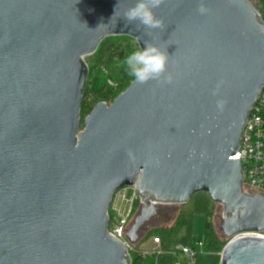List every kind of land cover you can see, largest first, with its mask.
Returning a JSON list of instances; mask_svg holds the SVG:
<instances>
[{"label":"water","instance_id":"1","mask_svg":"<svg viewBox=\"0 0 264 264\" xmlns=\"http://www.w3.org/2000/svg\"><path fill=\"white\" fill-rule=\"evenodd\" d=\"M136 0H0V264H132L109 231L137 185V244L162 205L223 206L221 264H264V194L233 159L264 87V20L250 0H164L162 29L124 18ZM203 2L208 11H197ZM111 36L166 49L170 84L130 83L82 127L86 57ZM219 101H225L218 107Z\"/></svg>","mask_w":264,"mask_h":264},{"label":"built area","instance_id":"2","mask_svg":"<svg viewBox=\"0 0 264 264\" xmlns=\"http://www.w3.org/2000/svg\"><path fill=\"white\" fill-rule=\"evenodd\" d=\"M110 84L113 85L111 81ZM232 158L241 161L244 175V191L251 194H264V87L246 122L240 142V148L238 149L237 154ZM130 190L131 195H129ZM138 201L141 203L137 185L125 187L115 194L109 209V226L111 223H114V227L112 229L109 227V231L126 245L131 258L132 255L135 254L143 259L161 254L172 255L173 259H175L176 256L183 255L186 257L185 264H196L197 257L200 254L209 253L204 250L205 243L203 240L196 242L195 245L174 246L167 251L161 246L158 237H154L158 244L157 248L151 250H139L137 246L138 243L133 244L126 237L128 230L138 214L135 208ZM245 237H259L264 239V232L238 235L233 240ZM218 254L221 258L222 252ZM173 264L182 263L173 260Z\"/></svg>","mask_w":264,"mask_h":264},{"label":"rangeland","instance_id":"3","mask_svg":"<svg viewBox=\"0 0 264 264\" xmlns=\"http://www.w3.org/2000/svg\"><path fill=\"white\" fill-rule=\"evenodd\" d=\"M108 38L109 39L106 38L107 41L97 49V51L100 49L101 52H98L96 54V51L94 54L86 57V62L95 66V64L99 63V60H104L105 62L112 61L115 64L111 66L108 62L109 69L107 68L104 71L106 75L112 74V76L117 77L122 61L120 57L116 56L115 51H112L111 49L116 46L118 48H124L128 44L132 45V47L134 48L135 45L131 40H124L113 36H111V38ZM98 56L103 59H98ZM94 69L96 71L97 67H95ZM131 82L130 80L126 81V88L124 89V91L127 89ZM117 96L104 100L95 99L91 95L87 97L86 102L87 104H89V106L87 108L81 109L82 126H84L86 117L91 113V111L98 103L106 102L108 104H111ZM129 195H131V190L129 192ZM139 206L141 208V203ZM159 215L160 218L158 217ZM222 215L223 206L214 203L206 193H198L194 195L189 202L181 205H162L160 207L158 215L153 218L144 228V233L142 234L140 239L141 241L137 246L139 250H151L157 248L158 244L156 243V240L154 238L155 230H151V232L147 234L148 230H150L154 226L171 225L175 223L176 220H178V223L176 232L172 237V247L180 245H195L196 242L202 239L205 240L207 225L209 223L213 225L215 231H217L228 243L229 240L223 235L220 230ZM109 227L112 229L114 227V223H111ZM174 260L175 262H181L182 264L186 263V257L183 255L176 256ZM220 261L221 259H219L217 255L210 252L200 254L197 257L196 264H220Z\"/></svg>","mask_w":264,"mask_h":264},{"label":"trees","instance_id":"4","mask_svg":"<svg viewBox=\"0 0 264 264\" xmlns=\"http://www.w3.org/2000/svg\"><path fill=\"white\" fill-rule=\"evenodd\" d=\"M253 2V4L256 6L258 11L261 13L262 18L264 20V0H250ZM116 38L124 39V40H131L134 43V48L132 45H126L124 48H118L113 47L111 49L112 51H115L116 56L121 58L122 63L120 64V69L118 71V76H112V74L105 73V69H109L108 62L111 66H113L115 63L112 61H104L99 60V63L94 65H89V78L87 87L84 93V98L82 102V108H87L89 104H87L86 99L90 95L94 97L95 99H110L121 92L124 91L126 88L125 83L126 81L134 80L132 77H130L127 74V71L125 69V66L123 64L124 59L133 51L139 48L138 44L130 37L127 36H113ZM111 38V37H110ZM109 39V38H107ZM107 39L103 40L100 44L103 45ZM101 52L100 49L96 52ZM98 59H103L98 56ZM111 62V63H110ZM95 67H97V70L95 71ZM116 67V66H115ZM109 81H112L113 85L109 83ZM83 127V126H82ZM140 201H138L135 205L136 211H139L140 208ZM160 218V215L158 216ZM177 223L178 220L175 221V223L167 226H154L150 230H148L147 234H149L152 231L155 230V237H158L161 243V246L165 250H170L172 248V237L173 234L176 232L177 229ZM204 240V239H202ZM204 250L206 252L211 253H221L224 247L226 246L227 241L223 239V237L215 231L213 225L209 223L207 225V231L206 236L204 240ZM133 263L132 264H173V257L169 254H161V255H154L152 257H148L146 259H143L142 257L138 255H132Z\"/></svg>","mask_w":264,"mask_h":264},{"label":"clouds","instance_id":"5","mask_svg":"<svg viewBox=\"0 0 264 264\" xmlns=\"http://www.w3.org/2000/svg\"><path fill=\"white\" fill-rule=\"evenodd\" d=\"M164 0H136L124 13V18L129 22H138L146 29H162L164 21L155 15L154 9L158 8ZM200 14H205L208 9L203 2L197 8ZM146 46L131 52L123 61L127 74L139 85L150 81L161 84H170L173 76L169 72L170 56L166 49L158 45L145 42ZM225 101H219L218 107L222 108Z\"/></svg>","mask_w":264,"mask_h":264},{"label":"crops","instance_id":"6","mask_svg":"<svg viewBox=\"0 0 264 264\" xmlns=\"http://www.w3.org/2000/svg\"><path fill=\"white\" fill-rule=\"evenodd\" d=\"M214 254L217 255L219 259H221V258H220V255H219L218 253H214Z\"/></svg>","mask_w":264,"mask_h":264}]
</instances>
